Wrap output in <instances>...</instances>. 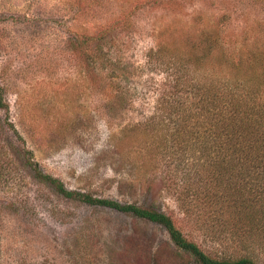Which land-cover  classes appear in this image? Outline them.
Wrapping results in <instances>:
<instances>
[{
    "label": "rangeland",
    "instance_id": "374dc122",
    "mask_svg": "<svg viewBox=\"0 0 264 264\" xmlns=\"http://www.w3.org/2000/svg\"><path fill=\"white\" fill-rule=\"evenodd\" d=\"M217 24L237 56L264 42V0H0V264H176L163 227L82 195L162 211L213 249L179 207L173 149L153 162L151 146L125 143L119 154L114 145L169 97L167 75L146 65L159 34ZM105 31L116 40V72L95 66L91 38Z\"/></svg>",
    "mask_w": 264,
    "mask_h": 264
},
{
    "label": "trees",
    "instance_id": "16d2710c",
    "mask_svg": "<svg viewBox=\"0 0 264 264\" xmlns=\"http://www.w3.org/2000/svg\"><path fill=\"white\" fill-rule=\"evenodd\" d=\"M107 33L91 38L96 42L95 66L99 72H116V40ZM158 37L146 65L167 75L169 97H158L153 116L123 129L114 147L120 154L125 143L139 150L151 146L153 162L161 150L173 149L179 164L173 185L179 207L187 223H194L192 230L214 243L213 249L205 251L188 239L162 211L90 195L82 198L163 227L176 249L171 252L176 264H264L262 37L237 56L225 47L219 24L201 31L166 28ZM187 152L193 158L189 171L180 168ZM22 153L32 162L30 151L24 148ZM39 175L64 196L78 195L52 176Z\"/></svg>",
    "mask_w": 264,
    "mask_h": 264
}]
</instances>
